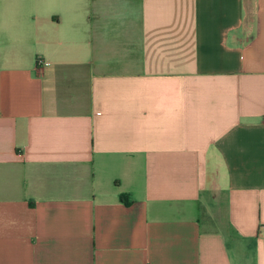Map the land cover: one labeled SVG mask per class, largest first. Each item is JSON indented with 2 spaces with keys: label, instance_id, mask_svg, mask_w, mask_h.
<instances>
[{
  "label": "crops",
  "instance_id": "crops-1",
  "mask_svg": "<svg viewBox=\"0 0 264 264\" xmlns=\"http://www.w3.org/2000/svg\"><path fill=\"white\" fill-rule=\"evenodd\" d=\"M263 115L264 0H0V264H264Z\"/></svg>",
  "mask_w": 264,
  "mask_h": 264
},
{
  "label": "built area",
  "instance_id": "built-area-1",
  "mask_svg": "<svg viewBox=\"0 0 264 264\" xmlns=\"http://www.w3.org/2000/svg\"><path fill=\"white\" fill-rule=\"evenodd\" d=\"M252 18H247L246 20H244V23H243V38L244 39H247L249 38L250 36V32H249V29H250V25L252 23ZM37 62H42L39 58L36 60ZM263 120H264V115H263Z\"/></svg>",
  "mask_w": 264,
  "mask_h": 264
},
{
  "label": "trees",
  "instance_id": "trees-1",
  "mask_svg": "<svg viewBox=\"0 0 264 264\" xmlns=\"http://www.w3.org/2000/svg\"><path fill=\"white\" fill-rule=\"evenodd\" d=\"M119 197H120L121 199H123V198H124V195H123V194H120Z\"/></svg>",
  "mask_w": 264,
  "mask_h": 264
}]
</instances>
